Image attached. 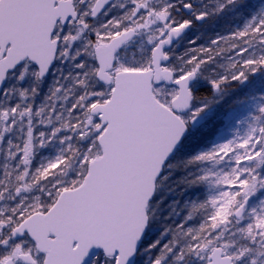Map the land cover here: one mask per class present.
I'll list each match as a JSON object with an SVG mask.
<instances>
[{"label":"rangeland","instance_id":"374dc122","mask_svg":"<svg viewBox=\"0 0 264 264\" xmlns=\"http://www.w3.org/2000/svg\"><path fill=\"white\" fill-rule=\"evenodd\" d=\"M73 1L80 4L84 22L95 0ZM183 1L116 0L98 27V42L120 33L127 21L138 30L118 56L117 70L151 68L153 48L174 27V9ZM248 6L246 17L236 15L241 22L235 26L214 23L212 51L205 58L197 57V48L187 58L179 56L190 45L186 37L174 48L167 68L178 77L196 71L194 89L213 81L222 86L212 97L196 99L185 116L187 122L204 117L201 128L191 129L188 144L218 125L211 145L196 153L213 168L181 180L173 174L160 179V185L171 179L181 184L198 180L205 189L175 185L171 211L161 206L172 191L164 197L165 189L158 187L149 207L148 245L137 264H207L219 246L236 264H264V0H252L247 16ZM76 21L59 26L57 65L44 80L36 65L27 62L10 75L0 96V264L9 259L28 264L23 255L41 264L35 243L29 237L15 239L14 229L32 214L49 210L63 190L79 186L90 162L102 154L101 121L91 109L106 103L113 87L97 78V42L90 38V23ZM192 44L206 49L208 43L200 35ZM155 92L168 106L178 95L177 88L164 85ZM247 198L244 215L236 217ZM92 264H117V257L100 253Z\"/></svg>","mask_w":264,"mask_h":264},{"label":"water","instance_id":"95a60500","mask_svg":"<svg viewBox=\"0 0 264 264\" xmlns=\"http://www.w3.org/2000/svg\"><path fill=\"white\" fill-rule=\"evenodd\" d=\"M112 1L99 0L96 15ZM182 10L193 9L185 5ZM75 18L72 0H0V94L10 73L28 60L38 67L41 79L50 73L60 47V40L54 39L56 27ZM187 30V25L173 29L159 42L152 68L115 76L111 98L91 110L102 122L99 132L105 128L98 139L102 154L90 162L82 184L64 190L50 210L32 214L14 229L15 239L28 235L47 255L44 264H90L100 251L117 257V264H136L150 226L148 209L158 181L189 133L183 116L192 108L197 74L176 78L172 69L164 67L170 61L166 51ZM132 35L133 31L125 32L98 47L100 80L112 82L109 71L119 48ZM159 85L179 88L171 107L157 97L155 86ZM203 122L198 116L193 125ZM244 207L236 212L238 218ZM23 258L30 260L28 255ZM209 264L234 263L223 248H216Z\"/></svg>","mask_w":264,"mask_h":264},{"label":"flooded vegetation","instance_id":"af4514ba","mask_svg":"<svg viewBox=\"0 0 264 264\" xmlns=\"http://www.w3.org/2000/svg\"><path fill=\"white\" fill-rule=\"evenodd\" d=\"M98 1L99 0H95L94 1L93 5H92V7H91V9H90V11L88 13V16L85 18L84 22H82L83 15H81V13L79 12L80 9H81L80 4L77 5L75 2L74 3L76 5L77 12H78V17L76 19L77 20L76 22H79V23L82 22L83 24L85 23V25H86V22L88 21L90 23V26H91L90 38L94 42H97L96 44L94 43L95 44V60H96V65H97V68H98V71H99L101 66H100V63H99L98 57H97V49H98V47L102 46V45L110 44L111 41L114 38L120 36L121 34H123L125 32L133 31V35H132L131 39L126 41L119 48V51H118L119 52L118 56H119L122 53V50L128 44L133 42V40L138 36V30H137V28H136V26H135L133 21L132 22L131 21H127L124 24V27L126 26V28L122 29L120 31V33L114 35L108 41L98 42L97 35H96L98 27H99V25H101L102 23L105 22L103 18L106 15H108L109 11L112 9V7H113L114 3L116 2V0H113L111 3H109L106 6V8L103 11H101V13L96 15L95 8H96V5H97ZM251 1L252 0H184L182 3L177 5L176 8L174 9L175 10L174 16L176 18V19L174 18V21H175L174 22V27L172 29L168 30L167 32H164L163 35L160 37L159 42L161 40H163V39H166L168 37L169 33L173 29H175L177 27H180L182 25H187L188 26V30H187V33H186L187 34L186 38H187V40L189 41V44H190V45L187 46V49H188V51L190 50L189 52L191 53V51H193V48L195 46L194 44H192L195 41V39L198 36H200V35L204 36V33L208 32L209 30L212 29V26H214L215 22H217L219 27L220 26L223 27L224 24H227V25L229 24L230 25V23L235 26L237 24V20H238V19H236V15H241L240 13H242L244 15L245 14L244 10L247 8L246 7L247 5H249L248 6V14H247V16L250 15L249 9L251 8ZM184 5L192 6L193 10L190 11L189 13L184 12L182 10ZM116 14L121 15L122 11H117ZM240 22H241V20L238 23H240ZM60 25L64 26V27L68 26V25L65 26V25L60 23L58 25V27H57V30H58ZM56 33H57V31H56ZM159 42L156 44V46L159 44ZM154 48H153V50H154ZM173 53H174V48L172 50L168 51V54L171 55V56L173 55ZM118 56H117V59H118ZM152 56H153V51L151 53V59H152ZM117 59L115 61L114 68L112 70V74H114V75H116L117 73L125 70V69L124 70H117L116 69ZM114 70H117V72H114ZM131 70H140V69H131ZM97 75H98V73H97ZM114 82L115 81L113 80L112 83H108V82H103V83H106L108 85H112V87H113L114 86ZM36 249H37V252L40 254V261L39 262H41V264H44L45 261H46L47 255L45 253H42L40 250H38L37 247H36ZM210 255L211 254L208 255L207 264H209V262H210ZM224 255H225V250H224ZM24 256L25 255L22 256L23 260H24V258H23ZM28 256H30V255H28ZM93 260H92V262H93ZM24 261L27 262L28 264H35V262H37L31 256H30V260L29 261H27V260H24ZM92 262H91V264H92ZM233 263L236 264L234 258H233ZM14 264H15V261H14Z\"/></svg>","mask_w":264,"mask_h":264},{"label":"trees","instance_id":"16d2710c","mask_svg":"<svg viewBox=\"0 0 264 264\" xmlns=\"http://www.w3.org/2000/svg\"><path fill=\"white\" fill-rule=\"evenodd\" d=\"M211 15V14H210ZM204 36L207 38V48L205 49V47L198 46L197 44V57H200L199 59H203L206 56H208V54L212 51L210 49V47H212V43H211V39H212V35H211V31L204 33ZM179 53V51H178ZM188 49H187V45H185L182 50L180 51V55L183 58H187L188 57ZM181 57V58H182ZM196 64V62H195ZM216 78V76H214V79ZM240 84V83H239ZM238 84V85H239ZM216 87H222L221 85H219L217 83V81H213L212 85L206 86V87H198L195 90V99H208L210 97H212L217 91H215ZM225 110H223L222 114H224ZM218 125L212 129V131H210L209 133H206L200 140L199 142H194L193 144L191 143L192 141H190V144L187 143V140H189L191 137L188 136V138H186L185 143L181 146V148L179 149L178 153L175 155V157L171 160L168 168L165 171V175L167 174H173L174 178H178V180L183 179L184 177L191 175V173H193L194 175L197 176V173H199V171H205V170H210L212 169V165L209 163H202L198 156H196V153L199 151L200 148H205V147H209L211 145V141L212 138L215 135V132L217 131ZM189 142V141H188ZM188 146V147H187ZM187 147V148H186ZM163 179V178H162ZM162 180L159 181V186L163 187V189H165L163 191V196H166V191L169 193L170 191H172V193H170V198H166L165 201H167V204H165L164 206H161L163 208H167L168 210H172V204L177 200V197L174 196V194H177L176 189L174 188V186L176 185L177 187H196V188H204V185H200V182L197 180L193 183H188V184H181L179 182L180 185H177V183H174L173 179L168 180L165 184L160 185V182ZM159 187V189H160ZM205 189V188H204ZM203 191V190H201ZM170 201H172L173 203L170 205ZM154 203V202H153ZM175 212V211H174ZM184 216V215H183ZM168 226V223H165L163 227ZM162 228V227H160ZM146 243V241H145ZM144 243L143 247H146L147 245Z\"/></svg>","mask_w":264,"mask_h":264}]
</instances>
